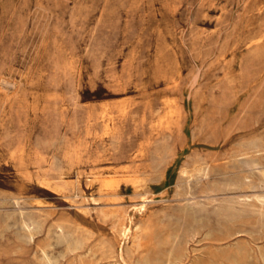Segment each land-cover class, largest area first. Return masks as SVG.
Masks as SVG:
<instances>
[{"label":"rangeland","instance_id":"374dc122","mask_svg":"<svg viewBox=\"0 0 264 264\" xmlns=\"http://www.w3.org/2000/svg\"><path fill=\"white\" fill-rule=\"evenodd\" d=\"M0 264H264V0H0Z\"/></svg>","mask_w":264,"mask_h":264},{"label":"bare ground","instance_id":"6f19581e","mask_svg":"<svg viewBox=\"0 0 264 264\" xmlns=\"http://www.w3.org/2000/svg\"><path fill=\"white\" fill-rule=\"evenodd\" d=\"M202 165V164H201ZM207 168V167H206ZM202 169V168H201ZM204 170V169H203ZM205 172V171H204ZM198 174V173H197ZM202 175V174H201ZM190 176V175H189ZM110 182V181H109ZM144 187V186H143ZM187 205V204H186ZM201 206V205H200ZM144 207V205H141L140 207H139V209L141 210L142 208ZM183 212V211H182ZM127 219H129V221H130V223L132 224V218L130 217V218H124V216L123 215H121V217H120V221H119V223L117 224V230H118V232H119V234L122 236V237H125V238H131V236H132V239H133V241L135 240L134 238V233H133V230H132V225L131 224H129L126 220ZM184 221V220H183ZM136 232V231H135ZM140 233H141V231H140ZM211 233V232H210ZM146 243V242H145ZM131 253H133V252H131ZM121 257V256H120ZM47 258V257H46ZM121 258H123V255H122V257ZM48 259H49V257H48ZM47 259V260H48ZM46 260V261H47ZM49 261H50V259H49ZM123 261V260H122ZM48 263H50V262H48Z\"/></svg>","mask_w":264,"mask_h":264}]
</instances>
